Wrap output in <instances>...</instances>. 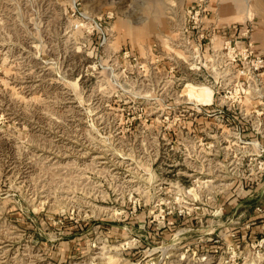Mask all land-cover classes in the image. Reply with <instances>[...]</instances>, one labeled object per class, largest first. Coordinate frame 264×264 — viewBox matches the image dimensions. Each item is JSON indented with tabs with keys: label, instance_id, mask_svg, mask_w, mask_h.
Wrapping results in <instances>:
<instances>
[{
	"label": "rangeland",
	"instance_id": "374dc122",
	"mask_svg": "<svg viewBox=\"0 0 264 264\" xmlns=\"http://www.w3.org/2000/svg\"><path fill=\"white\" fill-rule=\"evenodd\" d=\"M249 40L264 0H0V264H264Z\"/></svg>",
	"mask_w": 264,
	"mask_h": 264
},
{
	"label": "built area",
	"instance_id": "2783aa9c",
	"mask_svg": "<svg viewBox=\"0 0 264 264\" xmlns=\"http://www.w3.org/2000/svg\"><path fill=\"white\" fill-rule=\"evenodd\" d=\"M201 13H202V9L198 8L196 10H194V12L191 15V23L189 24V28L186 29L185 33L186 34V39L190 42H194L196 45V40H200L202 37H204L203 34H200L199 36H197V39L195 36H193L194 31L197 29L198 32V28L200 26V22H201ZM247 33V32H245ZM185 36V35H184ZM210 42H213V38H209ZM199 43L198 45L192 46V61H193V66L197 65L198 69H207L206 64L202 63V61H205V55H206V51H208L209 49H212V53L213 55L218 58V64H217V72L220 75L218 77V79L216 80V83L218 84H223V71L225 70L226 65L224 63H222L223 60V55L224 52L222 54V51L224 49H213L210 47H208L207 49L205 48V45ZM226 47V46H225ZM224 47V48H225ZM241 55L244 56L246 59L248 57H250V62H247V65H245L243 68L238 69L237 74H238V78L239 80L244 78H259V75L262 73L261 71L264 69V54L263 53H256L254 48H253V41L249 40V43L247 44L246 47H244V49L241 52ZM237 56L234 58L235 61H237ZM220 79H222V82L220 81ZM213 83V82H212ZM210 83V84H212ZM212 103V102H211Z\"/></svg>",
	"mask_w": 264,
	"mask_h": 264
},
{
	"label": "crops",
	"instance_id": "0c3cea01",
	"mask_svg": "<svg viewBox=\"0 0 264 264\" xmlns=\"http://www.w3.org/2000/svg\"><path fill=\"white\" fill-rule=\"evenodd\" d=\"M225 31V30H224ZM259 39V38H258ZM260 39H262L263 40V37H261ZM263 45V44H262ZM263 77H264V72H263Z\"/></svg>",
	"mask_w": 264,
	"mask_h": 264
}]
</instances>
